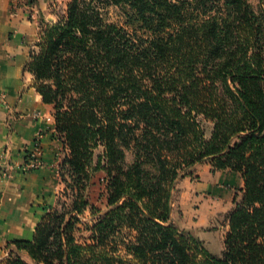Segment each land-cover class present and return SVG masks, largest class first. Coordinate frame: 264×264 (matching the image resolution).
I'll return each mask as SVG.
<instances>
[{"label": "trees", "instance_id": "trees-1", "mask_svg": "<svg viewBox=\"0 0 264 264\" xmlns=\"http://www.w3.org/2000/svg\"><path fill=\"white\" fill-rule=\"evenodd\" d=\"M106 4L136 25L107 21ZM263 37L264 12L250 0H68L24 70L53 106L69 200L12 241L3 264H264ZM203 162L243 180L221 255L171 216L177 181ZM99 170L104 209L87 198Z\"/></svg>", "mask_w": 264, "mask_h": 264}, {"label": "crops", "instance_id": "crops-1", "mask_svg": "<svg viewBox=\"0 0 264 264\" xmlns=\"http://www.w3.org/2000/svg\"><path fill=\"white\" fill-rule=\"evenodd\" d=\"M21 1L0 0V241L7 242L30 238L45 208L54 204L62 156L53 106L42 101L24 70L40 23L52 17L50 6L58 0ZM37 132L42 164L27 169Z\"/></svg>", "mask_w": 264, "mask_h": 264}, {"label": "rangeland", "instance_id": "rangeland-1", "mask_svg": "<svg viewBox=\"0 0 264 264\" xmlns=\"http://www.w3.org/2000/svg\"><path fill=\"white\" fill-rule=\"evenodd\" d=\"M67 2L68 0H58V2L52 3L49 9L52 17L46 20L43 19L40 26L42 27L47 22H53L58 16L62 15ZM250 3L255 11L264 12V0H250ZM103 15L107 21L128 29L136 25V23H130L128 18L129 12L120 7L106 4L104 5ZM200 124L205 137L209 138L212 131V123L201 118ZM95 154H98V150ZM131 159L132 155L128 151L126 153V162L129 163ZM3 173L8 176L5 171ZM103 177L104 173L101 170L93 173L87 197L89 204L100 209H104L105 206L104 196L101 195L104 192ZM57 178L60 186L57 189L55 202L53 205L45 208L43 214L53 208H60V204L66 203L69 200L68 197H65L64 185L60 182L59 176ZM238 179H241L239 174L229 170L211 172L209 163L203 162L196 164L191 169V175L178 180L175 186L172 221L180 229L187 230L197 236L202 241L203 246L214 255H221L222 253L224 247L223 239L228 229V215L241 197ZM92 218L89 210L79 215L80 222L76 225L75 236L80 242L88 240L90 235L88 228L93 222ZM14 240L16 239L9 242L5 240L0 241V264H3L9 256L16 253L14 246L11 244ZM118 254L126 256L123 249H120ZM21 257L30 263L27 256L22 254Z\"/></svg>", "mask_w": 264, "mask_h": 264}, {"label": "built area", "instance_id": "built-area-1", "mask_svg": "<svg viewBox=\"0 0 264 264\" xmlns=\"http://www.w3.org/2000/svg\"><path fill=\"white\" fill-rule=\"evenodd\" d=\"M18 1H21V0H18ZM35 137H36V141L34 144L33 151L31 152L29 159L25 163V168L27 169H32V168L34 169V168L39 167L42 164L41 159H40L41 151L39 149V142L37 141V139L40 137V132H37ZM57 175H58V170H57Z\"/></svg>", "mask_w": 264, "mask_h": 264}]
</instances>
